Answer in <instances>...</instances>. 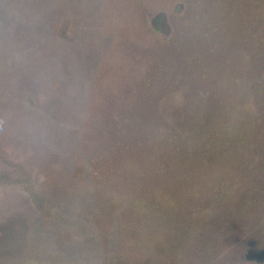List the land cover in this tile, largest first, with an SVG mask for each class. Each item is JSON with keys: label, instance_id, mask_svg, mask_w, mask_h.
<instances>
[{"label": "rangeland", "instance_id": "1", "mask_svg": "<svg viewBox=\"0 0 264 264\" xmlns=\"http://www.w3.org/2000/svg\"><path fill=\"white\" fill-rule=\"evenodd\" d=\"M234 14L231 0H0V59L9 65L0 76V264H264L249 248L260 247L245 244L261 238L264 221H245L235 200L253 166L264 196V151L246 148L244 130L233 134L264 112L255 102L264 92L246 86ZM154 58L176 80L157 101L166 123L179 134L199 125L220 133L213 166L198 171L227 182L221 209L218 199L179 205L163 187L128 205L126 188L106 185L91 158L92 122L140 100L136 88ZM211 90L232 99L235 114L211 116ZM258 138L264 144V130ZM188 188L195 194L199 185ZM108 195L115 211L99 216ZM222 209H232L225 220Z\"/></svg>", "mask_w": 264, "mask_h": 264}, {"label": "trees", "instance_id": "2", "mask_svg": "<svg viewBox=\"0 0 264 264\" xmlns=\"http://www.w3.org/2000/svg\"><path fill=\"white\" fill-rule=\"evenodd\" d=\"M231 4L235 14L231 16L233 22L229 24L235 30L232 34L236 49L240 44L247 49L246 65L249 70L246 86L249 91L255 90L261 95V92H264V0H231ZM163 19L162 15L155 17L154 26L157 29L163 25ZM158 63L155 58L147 63V71L142 75L144 83L142 79L136 88V94L140 97L137 103L132 106L122 105L120 110V106L111 108L101 114L97 123L92 122V129L97 131V137L92 140L91 158L95 161L106 185L121 184L126 188L125 194L128 195L123 196V201L128 205H133L141 199H149L147 196L151 194L152 189L163 187L174 192L171 198L179 205L192 198L202 202L218 199L216 205L221 209L220 205L229 193L227 182L218 175L210 182L200 179L198 171L202 170V165H208L209 168L213 166V161L209 160L211 148L217 143L214 139L220 137V133L216 126L207 132L205 126L199 125L192 132H187L183 131L180 125L179 134L167 124L168 120L163 116L162 106H159L157 101L163 95L160 91L167 87L173 88L176 80L175 75H170L168 70ZM255 64L256 67L251 69ZM3 65L4 61L0 59V76L4 75L9 67L7 65L3 68ZM137 79L136 77V84ZM184 81L182 80V83ZM155 86L158 87V93L151 91ZM133 88L132 86L128 92H133ZM219 94L222 93L211 90L209 95L208 108L211 116L219 119L229 113L235 114V106H229L234 104L233 100L226 104L225 95L218 97ZM255 102L256 105H264L262 98H256ZM157 126L163 127V130H157ZM241 126L239 127L237 122L233 134L244 130L243 141L246 148L263 152L264 144L261 142L262 138L259 140L258 136L264 130V112L257 114L253 119L243 121ZM233 134L228 136L234 138L232 144L235 143ZM261 165L264 170V161ZM259 171L254 166L251 168L248 175L251 182L242 185L235 199L237 202L239 197L238 209L245 221H264V196L257 192V183H252L261 180ZM191 180L198 184L199 188L195 194L189 195L188 182ZM21 183L26 194H30L32 202L37 204L41 201L39 194L33 191L32 185V188H29L32 182L29 183L25 179ZM103 202L105 207L99 216H108L107 208L115 211V204L109 195ZM168 209L170 207H167L166 211ZM223 211L226 213L224 220L232 214V209ZM261 225V238H251L253 235L251 234L245 242L249 246H259L260 248L249 247L258 255H264V222ZM228 227L234 229L235 223L230 222Z\"/></svg>", "mask_w": 264, "mask_h": 264}]
</instances>
